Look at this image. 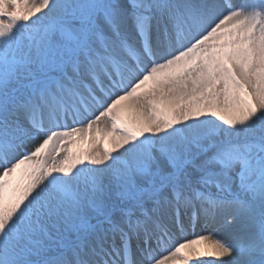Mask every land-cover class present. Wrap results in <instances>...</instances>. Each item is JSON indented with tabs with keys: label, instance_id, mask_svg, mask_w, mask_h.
Segmentation results:
<instances>
[{
	"label": "snow or ice",
	"instance_id": "1",
	"mask_svg": "<svg viewBox=\"0 0 264 264\" xmlns=\"http://www.w3.org/2000/svg\"><path fill=\"white\" fill-rule=\"evenodd\" d=\"M0 264H264V0H0Z\"/></svg>",
	"mask_w": 264,
	"mask_h": 264
},
{
	"label": "bare ground",
	"instance_id": "2",
	"mask_svg": "<svg viewBox=\"0 0 264 264\" xmlns=\"http://www.w3.org/2000/svg\"><path fill=\"white\" fill-rule=\"evenodd\" d=\"M214 233L215 234H217V235H220V236H222L223 235V233H222V231L220 230V229H218V228H214ZM204 231H205V229H204ZM195 232H197V233H199V232H202L201 231V229H199V230H196ZM197 233H187V237H192V238H194V234H197ZM200 234V233H199ZM199 234H197V235H199ZM193 235V236H192Z\"/></svg>",
	"mask_w": 264,
	"mask_h": 264
},
{
	"label": "rangeland",
	"instance_id": "3",
	"mask_svg": "<svg viewBox=\"0 0 264 264\" xmlns=\"http://www.w3.org/2000/svg\"><path fill=\"white\" fill-rule=\"evenodd\" d=\"M210 228H211V227H209V231H207V233H206V232H204V233L199 232L200 234H199V233H197V234H199V235H208V234H210V232L212 233V231L214 230V228H213L212 230H211ZM214 231H215V230H214ZM214 231H213V232H214ZM197 234H194V237L197 236ZM187 238H188V239H192V237H187Z\"/></svg>",
	"mask_w": 264,
	"mask_h": 264
}]
</instances>
